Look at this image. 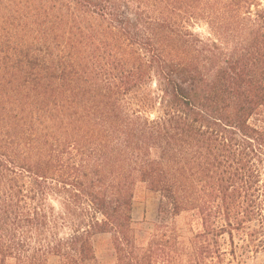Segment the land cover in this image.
I'll return each mask as SVG.
<instances>
[{
	"label": "trees",
	"instance_id": "1",
	"mask_svg": "<svg viewBox=\"0 0 264 264\" xmlns=\"http://www.w3.org/2000/svg\"><path fill=\"white\" fill-rule=\"evenodd\" d=\"M96 234L110 264L264 253V0H0V264H101Z\"/></svg>",
	"mask_w": 264,
	"mask_h": 264
},
{
	"label": "rangeland",
	"instance_id": "2",
	"mask_svg": "<svg viewBox=\"0 0 264 264\" xmlns=\"http://www.w3.org/2000/svg\"><path fill=\"white\" fill-rule=\"evenodd\" d=\"M190 30L199 34L203 38L214 36L211 34L208 26L204 22H197L190 27ZM160 199L155 193L145 188H139L136 192L133 202V219L142 222L145 228L152 226L158 219ZM93 246L97 262L101 264H110L114 261V250L111 245L108 234H96L93 237ZM55 264V262H53ZM249 264H264V253H261L256 259Z\"/></svg>",
	"mask_w": 264,
	"mask_h": 264
}]
</instances>
